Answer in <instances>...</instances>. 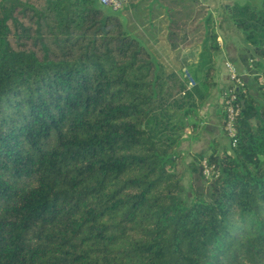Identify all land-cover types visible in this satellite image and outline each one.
<instances>
[{
    "label": "trees",
    "instance_id": "1",
    "mask_svg": "<svg viewBox=\"0 0 264 264\" xmlns=\"http://www.w3.org/2000/svg\"><path fill=\"white\" fill-rule=\"evenodd\" d=\"M134 1L0 0V264H264V106L240 89L236 146L182 173L216 85L215 17ZM229 18L261 93L264 0Z\"/></svg>",
    "mask_w": 264,
    "mask_h": 264
},
{
    "label": "crops",
    "instance_id": "2",
    "mask_svg": "<svg viewBox=\"0 0 264 264\" xmlns=\"http://www.w3.org/2000/svg\"><path fill=\"white\" fill-rule=\"evenodd\" d=\"M206 11L212 13L216 21V31L220 51L215 55V87L211 90L209 98L203 104L198 117L189 120V127L181 141L178 149L182 155L179 169L182 173H187V167L192 161V155L212 149L216 143V150L222 153L223 148L229 145V138L222 127V120L219 112L222 109L224 93L228 86V74L225 65L232 63L241 73L246 83L249 94L264 106V97L260 94L256 81V75L247 70L240 60L239 49L245 47V40L241 31L234 26L229 18L231 6L238 2L244 3L245 0H200ZM141 4V9L147 10L142 14L148 17L149 11L159 9L164 11L165 0H135L134 7ZM165 7V6H164ZM136 9H130V12ZM140 9V12H141ZM164 9V10H163ZM130 12H124L127 16ZM155 13V12H153ZM155 22V20H154ZM196 125V126H195ZM211 153V151H209Z\"/></svg>",
    "mask_w": 264,
    "mask_h": 264
},
{
    "label": "built area",
    "instance_id": "3",
    "mask_svg": "<svg viewBox=\"0 0 264 264\" xmlns=\"http://www.w3.org/2000/svg\"><path fill=\"white\" fill-rule=\"evenodd\" d=\"M99 2L103 6L110 7L114 11H120L128 5V0H99ZM225 68L228 74V86L224 93V101H223L226 110L225 130L227 132L229 139L231 140L232 146L235 147L237 144L236 126L241 113L238 92L240 89L245 88V81L239 70L232 63L227 62ZM259 83L261 87V93L264 96L263 77L260 78ZM202 167L204 170V175H206L207 177L210 175V173H212L211 170L214 168L209 165L207 159L203 160Z\"/></svg>",
    "mask_w": 264,
    "mask_h": 264
},
{
    "label": "rangeland",
    "instance_id": "4",
    "mask_svg": "<svg viewBox=\"0 0 264 264\" xmlns=\"http://www.w3.org/2000/svg\"><path fill=\"white\" fill-rule=\"evenodd\" d=\"M259 73H260V70H259ZM260 75L262 76V74L260 73ZM245 86H246V83H245ZM261 94V93H260ZM262 95V94H261ZM186 133V132H185ZM202 164H203V161H202ZM202 173H203V175H204V170H203V167H202ZM206 178H210L211 177V173H210V175L207 177L206 175H204ZM189 176H187L186 175V181L188 180L189 181ZM188 184V183H187Z\"/></svg>",
    "mask_w": 264,
    "mask_h": 264
},
{
    "label": "water",
    "instance_id": "5",
    "mask_svg": "<svg viewBox=\"0 0 264 264\" xmlns=\"http://www.w3.org/2000/svg\"><path fill=\"white\" fill-rule=\"evenodd\" d=\"M242 108L244 109V103L242 102ZM244 117V112L242 111V118Z\"/></svg>",
    "mask_w": 264,
    "mask_h": 264
}]
</instances>
